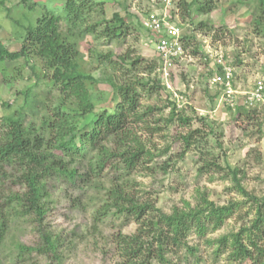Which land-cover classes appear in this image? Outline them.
Here are the masks:
<instances>
[{
  "label": "rangeland",
  "instance_id": "obj_1",
  "mask_svg": "<svg viewBox=\"0 0 264 264\" xmlns=\"http://www.w3.org/2000/svg\"><path fill=\"white\" fill-rule=\"evenodd\" d=\"M1 1L0 40L10 51L20 48L26 27L35 24L47 10L64 11L61 0ZM91 1L95 3L94 11L80 26L83 29L97 20L101 23L94 33H84L76 38L79 54L75 61L78 70L92 78L85 85L94 106L79 120V130L88 129L99 112L111 110L120 100L117 90L112 88L114 85L109 83V77L114 84L122 79L128 83L148 81L137 90L139 109L149 107L151 111L143 121L132 123L131 127L144 148L150 151L152 159L129 176L126 187L129 196L133 194L138 202H151L165 213L176 207L195 206L201 196L218 206L238 202V208L218 229L209 230L203 237L195 232L189 233L187 244L197 246L196 258L189 256L184 248L175 255H166L177 264H227L226 254L213 253L216 244L212 242L221 235L236 232L240 226L248 224L252 216L251 203L236 190L230 169L237 170V178L247 192L264 197V110L258 108L250 120L238 117L233 108L242 104V94H234L231 108L221 86L211 84L210 79L221 55L222 63L233 71L231 83L236 92L250 91L259 81L264 84V10L258 7L256 0H217L215 8L207 14H199L192 8L189 16H182L181 10L175 6L176 0H171L173 21L180 34L194 36L192 46H196V53L192 55L186 49L184 59L175 62L169 74L163 77L158 66L151 73L143 71L148 61L156 60L157 54L149 32L141 23L146 12L157 7L162 0ZM113 13L124 17L127 25L117 39L100 35L105 21ZM258 16L261 17L259 22L256 21ZM200 21L208 26L200 28L197 26ZM60 27L62 33L66 32L63 20ZM126 53L139 57L140 64L136 68L124 66L125 63L119 60L118 56ZM28 54L27 62L20 58L0 63V120L22 103L18 91L26 88L31 89V96L25 108V124L38 123L43 111L55 107L61 98L66 99L65 106L76 108L77 99L63 96L64 93L51 80L52 71L46 69L32 51ZM109 59L118 65L113 68ZM154 79L163 86L149 91ZM4 101L12 108H3ZM173 105L175 113L191 117L190 124H181L175 116L166 121ZM199 117L205 118L208 127L214 130L213 136H197L198 139L187 148L182 135L194 128L207 129ZM168 159L169 165L164 172L160 166ZM206 161L216 163L218 167L209 166L206 171L199 172V168L206 166ZM113 174L110 168H106L88 189L77 183L48 181L50 200L46 222L63 239L61 251L66 264H113L120 258L114 236L119 232H135L137 224L133 217H116L108 213L100 219L95 218ZM13 180L10 174L4 182L5 191L20 190ZM9 227L0 246V264H14L10 260L15 241L26 245L39 241L35 227L23 218H15ZM194 260H198L197 263ZM151 264L160 263L152 260Z\"/></svg>",
  "mask_w": 264,
  "mask_h": 264
},
{
  "label": "trees",
  "instance_id": "obj_2",
  "mask_svg": "<svg viewBox=\"0 0 264 264\" xmlns=\"http://www.w3.org/2000/svg\"><path fill=\"white\" fill-rule=\"evenodd\" d=\"M61 1L64 11L62 8L59 13L47 10L35 24L26 27L18 50H8L0 40V63L20 58L26 61L29 51H32L43 61L45 68L52 71L51 80L64 93L63 96H74L78 102L76 108H69L65 106L66 99L61 98L55 107L49 108L48 112L43 111L36 124L24 122L25 110L31 96L30 88L18 91L22 96V103L16 107L12 108L7 102H2L3 108H12V111L0 120V246L10 229V223L20 217L35 227L39 241L34 245L15 241L12 244L10 261L14 264H66L61 251L63 239L46 222L50 200L47 183L53 179L77 183L83 189H88L106 168H110L114 173L111 176L112 182L104 192L105 199L102 200L95 218L100 219L110 213L116 217H133L137 224L135 232H119L114 236L120 258L113 264H151L152 260L160 264H177L167 256L177 254L180 248L196 258L197 246L187 244L189 233L195 232L203 237L209 230L218 229L238 208L239 203L218 206L201 196L195 206L176 207L172 212L165 213L151 202H138L133 194L129 196L126 188L130 181L129 176L152 159L150 151L144 148L131 127L132 123L143 121L151 111L149 107L139 109L137 90L148 81L128 83L126 79H122V82L114 84L109 77V83L114 85L112 88L117 90L120 100L111 110L99 112L88 129L79 130V120L92 111L94 104L85 85L92 78L80 72L75 61L79 54L76 38L84 33H94L101 21L97 20L82 29L80 24H84L87 16L94 11L95 3L91 0ZM216 1L176 0L175 6L178 11L181 10L182 16H189L192 8L199 14H207L215 8ZM256 1L258 7L264 10V0ZM2 7L3 1L0 0V9ZM173 13L171 11V15ZM62 20L67 26L63 33L60 27ZM259 20L261 17L258 16L256 21ZM197 26L203 28L208 25L200 21ZM126 27L124 17L113 13L105 21L100 35L117 39ZM210 29L209 27L208 30ZM181 39L183 47L189 49L192 55L195 54L196 46H192L194 36L181 34ZM118 57L125 63L124 66L136 68L140 64L139 57H132L129 53ZM160 60L157 55L156 60L147 62L143 71L151 73L159 66ZM108 63L113 68L118 65L110 59ZM216 71L222 73V66H217ZM162 86L158 79H154L148 88L150 91V88L159 89ZM175 108L173 105L166 121H171L175 116L181 124H190L191 117L175 113ZM258 108L264 110L263 107L247 106L242 102L233 110H236L238 117L244 116L250 120ZM200 118L201 124L207 129L194 128L182 135L181 139L187 148L198 139L197 136H213L214 130L208 127L205 118L198 119ZM168 165L169 159L161 164L160 169L165 172ZM204 165L206 166L199 168V172L206 171L209 166L218 167V164L208 161ZM230 171L236 190L251 203L252 216L248 224L240 226L236 232L216 238L212 242L216 244L213 253L226 254L227 264H264V197L247 192L237 178V170ZM10 174L14 177L13 183L18 184L20 190L8 192L3 189ZM194 261L197 263L198 260Z\"/></svg>",
  "mask_w": 264,
  "mask_h": 264
},
{
  "label": "built area",
  "instance_id": "obj_3",
  "mask_svg": "<svg viewBox=\"0 0 264 264\" xmlns=\"http://www.w3.org/2000/svg\"><path fill=\"white\" fill-rule=\"evenodd\" d=\"M154 9L148 11L142 18L141 23L143 28L149 32L150 42L154 44L155 52L160 56V64L158 69L163 73V77L169 74L175 62L182 60L185 57L186 49L183 47L181 34L178 26L173 21L171 15L172 3L171 0H162ZM222 56L217 58L218 64L222 63ZM232 71L229 67H223L221 74H214L210 83L222 86L223 96L226 98V103L230 107L235 101V93H241L243 103L248 106L257 105L264 108V84L257 82L250 91H238L233 89Z\"/></svg>",
  "mask_w": 264,
  "mask_h": 264
},
{
  "label": "clouds",
  "instance_id": "obj_4",
  "mask_svg": "<svg viewBox=\"0 0 264 264\" xmlns=\"http://www.w3.org/2000/svg\"><path fill=\"white\" fill-rule=\"evenodd\" d=\"M216 65H217V66H219V65L222 66V72H223V67H224V66H225V67H229V66H226L225 64H218L217 62H216ZM229 68H230V67H229ZM230 69H231V68H230ZM231 71H232V69H231ZM216 72H217V71H215L214 74H216ZM232 73H233V71H232ZM214 74H213V75H214ZM217 74H221V73L217 72ZM232 85H233V84H232ZM247 106H248V105H247ZM231 108H232V107H231Z\"/></svg>",
  "mask_w": 264,
  "mask_h": 264
}]
</instances>
